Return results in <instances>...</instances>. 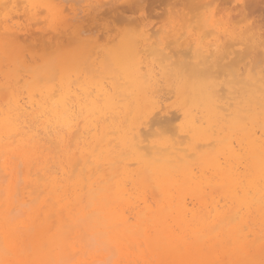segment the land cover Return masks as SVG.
<instances>
[{
    "label": "bare ground",
    "instance_id": "obj_1",
    "mask_svg": "<svg viewBox=\"0 0 264 264\" xmlns=\"http://www.w3.org/2000/svg\"><path fill=\"white\" fill-rule=\"evenodd\" d=\"M238 1L249 13L187 0L160 36L125 27L91 50L76 35L15 64L0 83V264L104 259L79 258L82 235L109 243L114 264H264V0ZM22 183L29 215L14 209Z\"/></svg>",
    "mask_w": 264,
    "mask_h": 264
},
{
    "label": "rangeland",
    "instance_id": "obj_2",
    "mask_svg": "<svg viewBox=\"0 0 264 264\" xmlns=\"http://www.w3.org/2000/svg\"><path fill=\"white\" fill-rule=\"evenodd\" d=\"M5 1H7L5 4L6 5H4L3 7H5L4 9H3V7H1L0 8V35H2L3 34V32L4 31H6L7 29L8 30H10L11 31V33H13L14 32V34L16 35V33H18L17 35H16V37H14V36H12L9 40H6L5 41V43H6V45H4V47H6V49L3 47V48H0V58H1V60H0V79H1V81H0V83L2 84H5L7 81H8V79H9V76L10 75H12L13 76V74L14 73H16L18 70L16 69V66H15V64L17 65V66H20V64H22L23 62H24V60H25V62H29L28 64L30 65V66H33V65H35V63H38V61H39V57H41V56H43V53H44V55H46V51H51V49H52V51L53 50H55L54 49V47L55 48H57L58 46H59V44L61 43V44H63L64 42H65V40H66V42H65V44L66 43H68V44H70L69 42H68V39L67 38H75L76 37V35H78V37H80V36H82V38H84L83 40L84 41H86L87 42V44H89L90 45V47H89V45L87 46V48L88 49H93V50H95V46H97L96 47V49L99 47V48H101V47H103V48H105V47H109V45L112 43V42H110V40L112 41L113 39H114V37L117 35V33L121 30V29H123V28H132V29H138V28H141V27H143V26H146V27H148L149 29L150 28H152L153 26V31L155 30V32H153V33H155V35L156 36H160V35H162V32L164 31V29H166L167 27H168V25H169V23H167L168 22V20H169V22L172 20V19H174V18H177L178 16H176V17H174V14L175 13H177V15H179V16H182L180 13H183L182 11L183 10H186V8H187V6H188V4H187V0H183L184 2H182V0H105V1H101V0H78V5H77V0L75 1V0H71V1H69L68 0V4L66 3L67 2V0L65 1H63L62 0V2H61V0L59 1V0H52V1H54V3H53V5L52 6H49V5H47V4H45V3H36V2H34V1H32V0H5ZM19 1V3L21 4L20 6H18L19 5V3H18V5H17V2ZM83 1V2H82ZM108 1V2H107ZM116 3H115V2ZM122 1L124 2V4L122 3ZM129 1H132V2H130L129 3ZM228 1V2H227ZM56 2V3H55ZM107 4H106V3ZM119 2V3H118ZM121 2V3H120ZM126 2H128V3H126ZM173 2V3H172ZM211 2H212V7H216L219 11H221L222 12V15L224 16L225 14L227 15L229 12L230 13H232V14H234V15H242V14H244V13H249V11H247V10H245L243 7H241V6H238V7H236L237 5V3H238V5L240 4V1H238V0H211ZM223 2V3H222ZM63 4V5H61V4ZM118 4L117 6L116 5H114V4ZM230 3H231V7L229 6L230 5ZM60 4V5H59ZM102 4V5H101ZM112 4H113V7H112ZM122 4V5H121ZM130 6L131 8H129L130 10V12L127 10V6ZM137 4V5H136ZM172 4V5H171ZM219 4V5H218ZM229 4V5H228ZM9 5V6H8ZM25 5H26V7H25ZM71 5V6H70ZM119 5H120V8H119ZM223 5V6H222ZM17 6L19 7V8H17ZM111 6V7H110ZM122 6H124V8H126V9H124V10H126V11H123V10H121V9H123V8H121ZM173 6V7H172ZM185 6V8H183ZM218 6V7H217ZM9 7V8H8ZM66 7H68V10H65V9H67ZM117 7V8H116ZM181 9H180V8ZM220 7H223V8H221L220 9ZM226 7V8H225ZM236 9H235V8ZM250 7V6H249ZM27 8V9H26ZM55 8H56V10H55ZM106 8H108V9H106ZM113 8H114V11H113ZM133 8H135V9H133ZM177 8V9H176ZM228 8V9H227ZM231 8V9H230ZM259 8L260 9H258L259 11H257V12H259V13H255L254 15H260V24L261 25H264V16H262V14L264 15V6H263V4H261L260 6H259ZM3 9V10H2ZM18 9V10H17ZM19 9H20V11H19ZM73 9H75V10H73ZM78 9H80V10H78ZM109 9H111L110 11H109ZM262 9V10H261ZM64 10H65V12H64ZM85 10V11H84ZM105 10H108V12L107 11H105ZM135 10V11H134ZM173 10V11H172ZM177 10H179L178 12H179V14H178V12H177ZM224 10H227V11H224ZM228 10H230V11H228ZM232 10V11H231ZM233 10H234V13H233ZM38 11H39V14H38ZM81 11V12H80ZM103 11H105L106 12V14H105V12H103ZM112 11V12H111ZM117 11V12H116ZM123 11V12H122ZM132 11V12H131ZM181 11V12H180ZM237 11L239 12V13H237ZM242 11V12H241ZM42 12V13H41ZM70 12V14H68ZM72 12V13H71ZM102 12V13H101ZM28 13H30V14H28ZM77 13V14H76ZM115 13H119L120 15H116L115 16ZM121 13L123 14V16H121ZM172 13H174V14H172ZM229 13V14H230ZM246 13V14H247ZM24 14H25V16H24ZM28 14V16L26 17V15ZM31 14H33V15H31ZM67 16V17H65V15ZM90 14V15H89ZM109 14V15H108ZM112 16H111V15ZM21 15V16H20ZM37 17L36 19L40 22V20H42L40 23L39 22H36L35 21V18H33V21H35V24H33L32 22L33 21H31V19H32V17ZM64 15V16H63ZM86 15V16H85ZM106 15H107V17H106ZM173 15V16H172ZM176 15V14H175ZM239 15V16H240ZM253 15V16H254ZM13 16V17H12ZM18 17V19L17 18H15V17ZM62 16V17H61ZM70 16V17H69ZM73 16H74V19L75 20H72L73 19ZM83 16H85V19L86 18H88V19H90V21H89V24H88V21H86V20H83L84 19V17ZM97 16H99V17H97ZM111 16L112 18L115 16V17H118L120 20H117L118 18H109V17ZM120 16V17H119ZM29 17H31V19H28ZM61 17V18H60ZM70 19H69V18ZM124 17V19H122ZM171 17H173V18H171ZM27 18V19H26ZM40 18V19H39ZM101 18H103V19H101ZM171 18V19H170ZM240 18V17H239ZM46 19V20H45ZM65 19V20H64ZM100 19H101V21H100ZM2 20V21H1ZM8 20V21H7ZM44 20V21H43ZM60 20V21H59ZM114 20V21H113ZM116 20H117V22H119L118 24H116ZM123 20L125 21V20H128L129 22H133V23H129V24H126L125 25V23H122L123 22ZM58 21V22H57ZM110 21L112 22V25H111V23H110ZM122 21V22H121ZM160 21H161V23H160ZM3 22V23H2ZM29 22V23H28ZM60 22V23H59ZM74 22V23H73ZM101 22V26H100V28H99V23ZM122 23V26H121V23ZM126 22V21H125ZM136 22H138V23H136ZM139 22L141 23V26H139ZM263 22V23H262ZM25 23H27V24H25ZM97 23V24H96ZM128 23V22H127ZM2 24V25H1ZM33 24V25H32ZM66 24V25H65ZM120 24V25H119ZM138 24V25H137ZM162 24H163V26H162ZM70 25V26H69ZM75 25V26H74ZM84 25H85V27L87 28L88 27V29H87V31H85V27H84ZM87 25V26H86ZM90 25V26H89ZM96 25H98L97 26V28H96ZM111 25V26H110ZM148 25V26H147ZM1 26H2V28L3 29H1ZM34 26V27H33ZM55 26V27H54ZM82 26V27H81ZM104 26V27H103ZM115 28V30H114V28ZM162 26V27H161ZM59 27V28H58ZM66 27V28H65ZM102 27V28H101ZM111 27V28H110ZM104 28V29H103ZM113 28V29H112ZM159 28V29H158ZM31 29H32V31H33V29L36 31V33L34 32V34L32 33V31H31ZM63 29V30H62ZM73 29H77V33L75 34V35H73ZM79 29V30H78ZM92 29H94V31L92 30ZM97 30V32H95L96 30ZM103 29V30H102ZM111 29V30H110ZM162 29V30H161ZM110 30V31H109ZM156 30H158V32L156 31ZM39 31H40V33H39ZM49 31H51V32H49ZM92 31H93V33H95V35L92 33ZM103 31V32H102ZM106 31V32H105ZM113 31V32H112ZM62 32V33H61ZM65 33V35L63 36V34ZM112 32V33H111ZM44 33H47V34H45L46 35V37H45V35H44ZM49 33V34H48ZM51 33V34H50ZM55 33V34H54ZM58 33V34H57ZM104 34V35H102V39L100 38L99 39V35L100 34ZM159 33V34H158ZM40 34V35H39ZM55 35V37H54V35ZM72 34V35H71ZM85 34V35H84ZM109 34H111V35H109ZM36 35V36H35ZM43 35H44V38H43ZM53 35V37L54 38H52L51 36ZM63 37H62V36ZM71 35V36H70ZM27 36H28V38H27ZM60 36V37H59ZM66 36V38H64ZM73 36V37H72ZM39 37H41V40H42V38L43 39H45L46 41H44L43 40V42L40 40V38ZM100 37H101V35H100ZM106 37V38H105ZM111 37H112V39H111ZM14 38H16V39H14ZM60 38V39H59ZM70 38V39H71ZM26 39V40H25ZM32 41H30V40ZM37 39V40H36ZM38 39H39V41H41L42 43H44V45L42 44L41 46H43V47H40V45H39V48H43L42 49V51H41V49H40V51H38V52H40V53H42V54H40V53H37V50H38V44L37 43H39L38 42ZM53 39V40H52ZM69 39V41H71V42H73V40L74 39H71L70 40ZM98 39H99V41L100 42H98ZM105 41H104V40ZM11 40V41H10ZM21 41V43L20 42H16V41ZM13 41V42H12ZM22 41H25V44H24V42H22ZM30 41V42H29ZM51 41H54V42H52V43H55V45L53 44V45H51L52 43H51ZM93 41V42H92ZM58 42H60V43H58ZM95 42H96V44H95ZM108 42V43H107ZM109 42H110V44H109ZM11 43V44H10ZM23 43V44H22ZM36 45H35V44ZM39 43V44H40ZM47 43H50V45H51V47L52 48H50L49 46L50 45H45V44H47ZM91 43V44H90ZM31 44V45H30ZM58 44V45H57ZM68 44L67 45H60V47H61V49H60V47H58V50H62L63 48H70L71 46H73V43H71L72 45L71 46H69L68 47ZM75 44V43H74ZM104 44H106V45H104ZM109 44V45H108ZM9 45V46H8ZM57 45V46H56ZM101 45V46H100ZM11 46V47H10ZM14 46H16V47H14ZM35 46V47H34ZM63 46V47H62ZM9 47L11 48V49H9ZM32 47V48H31ZM47 47V49H45V51H44V48H46ZM49 47V48H48ZM93 47V48H92ZM13 48V49H12ZM5 49V50H4ZM7 49H9V50H7ZM26 50V51H23V50ZM32 49V50H31ZM34 49V50H33ZM49 49V50H48ZM7 50V51H6ZM11 50V51H10ZM57 50V49H56ZM35 51V52H34ZM51 51V52H52ZM22 52H23V54H22ZM34 52V53H33ZM14 53V54H13ZM49 53V52H48ZM47 53V54H48ZM53 53V52H52ZM21 54H22V57H20L23 61H20L19 62V64L17 63V61L20 59V58H18L19 56H21ZM29 57L28 59H25V56L26 55ZM28 54H31V55H28ZM33 54H34V56H33ZM4 56V57H3ZM27 56H26V58H27ZM3 57V58H2ZM38 57V58H37ZM20 59V60H21ZM9 64H12L11 66L9 65ZM4 65V66H3ZM10 73L9 75L8 74H6V73ZM6 77H8V78H6ZM3 79H6V80H3ZM2 80L4 81V82H2ZM24 185H25V183H22L21 185H19V192L17 193V195L15 196V200H16V205H15V210H17V212H15V211H13V212H15V213H18V209H21V212H23V211H27L28 212V215H29V212H32L33 210H35L36 208H37V205H31V201H32V199L34 200V198H33V196H30V193L29 192H26L25 191V189H24ZM24 190V191H23ZM19 193H20V196H19ZM3 194V193H2ZM7 194H8V192H6L5 194H3L4 195V197L5 198H7L8 196H7ZM24 201V203H22ZM30 201V202H29ZM36 201V200H35ZM29 203L28 204V206L27 205H25L24 206V204L25 203ZM33 203H35L34 201H32ZM21 204H23V205H21ZM21 206V207H20ZM28 207L30 208L29 210H28ZM23 210V211H22ZM24 213V212H23ZM28 215H27V213H25L24 214V216H19V218L18 219H15V214H13V213H11V216H10V218L12 219V220H15V221H18V220H28ZM19 233H22V235H23V238L25 239L26 238V240L27 241H29V239H30V235L32 234V233H34V231L32 232L31 231V233H30V231H28L27 230V228H21L20 230H19ZM30 233V234H29ZM29 234V235H28ZM21 235V234H20ZM22 237V236H21ZM93 237V238H92ZM84 239V240H86V241H81L80 240V243H82L83 244V242H85L84 244L86 245H84V249H83V251L79 254V258L80 257H82V253H84L85 251V253H87V255L85 254V256L84 257H89L90 256V254H92V253H94V252H98V253H104L105 254V257H104V259H102V260H100V261H97V262H94V263H92V264H108V263H106V262H110V260L109 261H106L107 260V257L111 254V252H115L116 250L114 249V250H112V251H110V249L112 248H109V243H107L105 240H103V242L105 241V243H106V245L104 244V243H102V240L100 241L96 236H93V235H88V236H86V235H82L81 237H80V239ZM94 239V240H92V239ZM96 243H95V242ZM92 242V243H91ZM94 242V243H93ZM88 243H89V245H88ZM102 243V244H101ZM92 244V245H91ZM105 245V246H104ZM108 245V246H107ZM94 246V248H90V247H93ZM102 247H104V249L102 248ZM18 248H19V246H18ZM86 249V250H85ZM96 249V250H95ZM99 249V250H98ZM98 250V251H97ZM105 251V252H104ZM113 252V254H115V257H113V262L112 263H109V264H114L115 262H116V260L119 258V254L118 255H116V253H114ZM22 255H25V253L23 252L22 253ZM21 255V256H22ZM70 256V255H69ZM73 256V255H72ZM23 257V256H22ZM111 257V256H110ZM69 258H71V256L69 257ZM73 258V259H72ZM71 259H69V261H70V264H73V262H76L77 261V259L75 258L74 259V257H72ZM14 259V256H12V260ZM14 264H21V263H14ZM122 264H133V263H130V262H128L126 259L123 261V263Z\"/></svg>",
    "mask_w": 264,
    "mask_h": 264
}]
</instances>
